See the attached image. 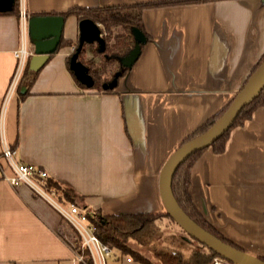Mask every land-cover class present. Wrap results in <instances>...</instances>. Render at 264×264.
Listing matches in <instances>:
<instances>
[{
	"label": "crops",
	"instance_id": "crops-1",
	"mask_svg": "<svg viewBox=\"0 0 264 264\" xmlns=\"http://www.w3.org/2000/svg\"><path fill=\"white\" fill-rule=\"evenodd\" d=\"M148 1L23 0L25 31L19 5L17 13L0 11V154L5 141L16 160L70 188L80 208L104 215L165 211L161 167L227 106L264 56L263 0L166 4L142 11L146 40L112 91L79 85L68 61L80 20L62 13ZM40 15L62 16L60 38L71 43L57 44L33 70L27 19ZM23 38L30 72L5 101ZM85 45L84 58L98 61ZM0 162L11 175L1 156ZM190 177V196L204 218L244 251L264 257V107L230 129L221 152L202 149ZM64 222L72 228L32 187L0 178V264H79ZM121 264L138 263L125 257Z\"/></svg>",
	"mask_w": 264,
	"mask_h": 264
},
{
	"label": "trees",
	"instance_id": "trees-1",
	"mask_svg": "<svg viewBox=\"0 0 264 264\" xmlns=\"http://www.w3.org/2000/svg\"><path fill=\"white\" fill-rule=\"evenodd\" d=\"M207 1L211 0H152L148 2L116 6H101L97 8L73 7L63 12L62 15L65 16L74 14L78 16L79 20L83 18H90L94 22L100 24L101 33L106 31V35L101 34L104 39L103 49H101L100 45L96 41L89 43L91 45L90 51L93 56H98L99 60L95 61L94 58H84L86 43L83 44L78 54V60L87 68L88 74H90L93 78V85L91 88L98 91H112L114 87L104 89L102 85L111 81L115 72L121 71L118 76L119 79V77L124 75L129 69L121 65L120 59L124 57L135 44L132 28L136 27L145 34L142 26V11L145 8L183 2L189 3ZM8 12H18L17 0L13 1ZM115 27H119L121 31L114 32ZM70 43L71 41L60 38L58 47L62 44ZM76 47L77 43L74 45V48ZM262 58L263 56L256 64L255 68L259 65ZM113 62H116V66L111 69L112 71L109 70V76L103 77V73H106L105 68L111 66ZM27 72H30V70L27 68L26 62L19 82L27 79ZM76 81L79 85L85 87L77 79ZM231 101L232 100H230V102ZM230 102L226 107H224V109L217 112L198 126L182 141V143L206 131L224 112ZM258 107H264V86L249 103L241 108L231 126L209 146L215 152H221L224 148L230 129L243 124L251 117L253 111ZM200 152L201 150H198L190 154L175 169L171 179V191L173 197L180 208L200 227L222 241L243 250L241 247L235 245L221 235L216 228L204 218L200 211H198L192 201L189 192L191 184L190 172L191 167ZM43 185L47 190H54L56 198L60 203H65V201H67L80 206L77 202V197L73 194L70 188L63 186L50 178H44ZM85 215L87 217V221L93 225V233L103 244L107 245L112 250H116L121 255H125L130 261L138 264H210L215 257H220L213 250L204 246L195 238L187 235V233L174 222L166 211L136 214L115 213L104 215L100 210L85 209ZM169 224L176 225L179 229V233L169 234V236H166L163 232L164 226ZM166 238L169 240L166 241ZM173 241H176L178 245H172ZM140 247H146V252L142 251ZM186 250H188L187 253L185 252ZM259 258L264 261V257ZM83 259L85 263H78L93 264L86 248L83 249Z\"/></svg>",
	"mask_w": 264,
	"mask_h": 264
},
{
	"label": "water",
	"instance_id": "water-1",
	"mask_svg": "<svg viewBox=\"0 0 264 264\" xmlns=\"http://www.w3.org/2000/svg\"><path fill=\"white\" fill-rule=\"evenodd\" d=\"M14 0H0V11L10 10ZM63 23V17L58 15L32 16L27 19V31L34 44V54L30 59L33 70L49 57L56 48ZM79 37L77 47L69 58V68L75 78L87 88L92 87L93 78L87 68L78 60V54L84 43L98 42L101 49L104 39L100 36V28L90 18H83L78 23ZM134 46L120 59L123 67H131L140 52V45L145 42V36L138 28L133 27ZM47 45V46H46ZM121 71L115 72L111 81L104 83V89L116 86ZM264 86V56L259 65L250 74L242 88L235 94L232 101L216 121L203 133L185 141L167 158L159 172V192L165 211L187 235L195 238L204 246L213 250L221 258L232 264H264L258 256L236 248L195 223L177 204L171 191V179L175 169L190 154L208 147L219 138L232 124L241 108L249 103Z\"/></svg>",
	"mask_w": 264,
	"mask_h": 264
},
{
	"label": "built area",
	"instance_id": "built-area-1",
	"mask_svg": "<svg viewBox=\"0 0 264 264\" xmlns=\"http://www.w3.org/2000/svg\"><path fill=\"white\" fill-rule=\"evenodd\" d=\"M20 8V17L22 19V30L25 31L26 28V18L25 12L23 9V0H17ZM24 34V33H23ZM30 52L27 50V47L24 42V38L21 40L19 47L14 51V56L16 58L15 68L6 91L5 101H7L12 93L15 91L20 78L23 74L24 67L27 62V58ZM15 150L11 148L8 143L3 141L1 157L7 163V166L12 171V174L9 175L5 172L1 162H0V178L7 181V183L16 187L21 183H25L32 187L38 195L50 202L59 213L75 230L77 233L80 245L82 249H87L89 255L92 259L93 264H106V258L110 256L111 250L107 245L103 244L99 238L93 233V225L87 221L85 215V209L80 208L75 203H70L68 206L60 204L59 201L53 199V190H47L43 181L44 178H47V173L44 170H41L34 166L31 163H24L16 160ZM54 196V195H53ZM74 261L75 262H84L83 252H74ZM85 263V262H84ZM210 264H232L227 262L221 257H215Z\"/></svg>",
	"mask_w": 264,
	"mask_h": 264
},
{
	"label": "rangeland",
	"instance_id": "rangeland-1",
	"mask_svg": "<svg viewBox=\"0 0 264 264\" xmlns=\"http://www.w3.org/2000/svg\"><path fill=\"white\" fill-rule=\"evenodd\" d=\"M86 46V45H85ZM75 48H73V51L74 52ZM72 54V53H71ZM70 58V57H69ZM113 65H116V62H113L112 66ZM111 66V67H112ZM112 68H105V72L107 73L108 72V75H106V73H103V77L105 76H109V70H111ZM112 71V70H111ZM1 156V155H0ZM51 197L53 199H56L55 196L51 195ZM66 206V205H65ZM65 223V222H64ZM165 223V222H164ZM66 224V223H65ZM67 225V224H66ZM66 231L68 232V235H69V241H70V244L72 246V248L74 249V251H80V252H83V249L80 245V240H79V237L78 235L76 234V232L71 228L69 227L68 225L66 226ZM166 236H169V234H178L179 233V229L176 225H173V224H169V225H166L164 226V231ZM169 239L166 238V241H168ZM172 245L174 246H177L178 243L176 241H173ZM140 249L144 252H146V247H140ZM186 253L188 252V250L185 251ZM125 255H121L120 253H118L117 251L115 250H111V253H110V256L106 258V264H110L111 261H112V264H121V261H124L125 262Z\"/></svg>",
	"mask_w": 264,
	"mask_h": 264
}]
</instances>
